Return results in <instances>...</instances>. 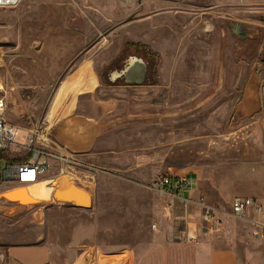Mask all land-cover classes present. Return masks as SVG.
<instances>
[{
    "label": "rangeland",
    "instance_id": "obj_1",
    "mask_svg": "<svg viewBox=\"0 0 264 264\" xmlns=\"http://www.w3.org/2000/svg\"><path fill=\"white\" fill-rule=\"evenodd\" d=\"M230 20L258 33L237 36ZM128 41L161 56L143 84L112 79L136 54ZM0 53L4 115L14 125H54L81 95L99 114L100 100L118 103L111 149L93 158L95 188L68 182L92 201L53 200L59 181L50 177L37 184L45 188L22 190L38 193L29 205L0 197V250L3 239L64 245L81 231L87 264H264V238L248 222L225 215L222 230L205 235L195 203L197 240L176 238L174 201L156 188L162 174L183 175L198 179L195 201L229 211L235 196H249L264 207L263 115L237 112L244 85L258 82L264 92V0H21L0 9ZM17 151L0 154L1 172L22 158ZM2 186L13 185L0 183V196Z\"/></svg>",
    "mask_w": 264,
    "mask_h": 264
},
{
    "label": "built area",
    "instance_id": "obj_2",
    "mask_svg": "<svg viewBox=\"0 0 264 264\" xmlns=\"http://www.w3.org/2000/svg\"><path fill=\"white\" fill-rule=\"evenodd\" d=\"M20 2L21 0H0V9L16 7ZM1 65L2 54L0 53ZM2 91L3 85L0 79V154H5L11 148L18 149L17 152L22 151L23 154L20 160L10 161L0 173V183L13 186L28 185L36 184L46 177L67 176L69 181L80 178L89 185L95 184L96 177L100 173V166L88 160L82 153L56 144L51 138L48 123L20 127L7 121L4 115L5 98L1 95ZM261 125L264 143V115ZM29 174L31 178L25 179ZM188 184L192 186L194 180L183 175L165 173L159 176L156 188L161 193L174 196ZM194 203L200 208L201 231L205 235L212 236L220 232L225 215H231L248 222L254 236L264 238V207L253 198L235 196L229 211L209 204L203 198ZM189 215L192 217L191 214ZM198 235L199 230L193 225V220L185 219L180 233L181 239L193 242L197 240ZM2 258H4V252L0 250V260Z\"/></svg>",
    "mask_w": 264,
    "mask_h": 264
},
{
    "label": "crops",
    "instance_id": "obj_3",
    "mask_svg": "<svg viewBox=\"0 0 264 264\" xmlns=\"http://www.w3.org/2000/svg\"><path fill=\"white\" fill-rule=\"evenodd\" d=\"M149 75L147 62L146 81ZM83 96L81 95L79 105L75 110H70L71 112L57 118L54 125H50V134L51 138L59 146L82 153L88 160L100 166V163L94 160V156L100 161V152L111 149L113 143V131L111 128L114 122L109 119V114L113 112L118 103L112 99L100 100L98 104V108L100 109L99 114V112H93L81 105V98ZM237 112L244 117L259 114L264 115V92L261 90L258 82H249L244 85L242 97L237 106ZM13 161L17 160L14 159ZM192 180H194V184L198 181V179L193 178ZM76 181L81 182L82 185L92 190L96 186L97 179L93 185L85 183L80 178L76 179ZM194 184L192 186L190 184L184 186L177 195L171 196L174 201L173 213L182 222L181 224L179 223L175 230L174 236L176 238H181L180 233L185 219L189 218L193 220L189 215L191 214L189 208L196 202L193 199L196 194L193 188ZM32 185L34 184H28L26 186L30 187ZM10 191L8 189L6 192ZM87 191L89 192V190ZM22 202L24 204H30L26 200ZM6 204L14 205L15 203L7 202ZM34 216L38 220V223L42 225L41 223L44 222V212L42 213L41 210L37 209ZM80 235L81 231L76 232V238H73L72 241L64 245L45 240V238L43 241L34 244L17 242L12 238L10 240L3 239L1 245L4 247V258L0 260V264H87L90 260V245L85 244L83 242L85 238L80 237ZM92 252L91 259L92 261H96L97 254L99 253L98 248H94ZM96 264H98L97 261Z\"/></svg>",
    "mask_w": 264,
    "mask_h": 264
},
{
    "label": "water",
    "instance_id": "obj_4",
    "mask_svg": "<svg viewBox=\"0 0 264 264\" xmlns=\"http://www.w3.org/2000/svg\"><path fill=\"white\" fill-rule=\"evenodd\" d=\"M229 25L232 31L240 37H246L250 33H258L257 27L245 22L230 20ZM118 77H122L127 84L145 83L147 78L146 60L142 56L136 54L131 55L123 68H121L120 70H114L112 72L113 80ZM26 187V185H17L14 186L13 190L10 192H2L0 196L1 200L4 202H12L20 206L29 205L22 202L25 201V196L23 195L22 190ZM54 200L62 202H72L78 205H85L89 204L92 201V197L90 194H88V191L86 189L80 187L77 184L67 182L64 186L62 184H59L55 188Z\"/></svg>",
    "mask_w": 264,
    "mask_h": 264
},
{
    "label": "trees",
    "instance_id": "obj_5",
    "mask_svg": "<svg viewBox=\"0 0 264 264\" xmlns=\"http://www.w3.org/2000/svg\"><path fill=\"white\" fill-rule=\"evenodd\" d=\"M128 47L133 48L136 54H140L149 66V74L158 66L160 63V55L151 49V47L146 43L128 41Z\"/></svg>",
    "mask_w": 264,
    "mask_h": 264
},
{
    "label": "bare ground",
    "instance_id": "obj_6",
    "mask_svg": "<svg viewBox=\"0 0 264 264\" xmlns=\"http://www.w3.org/2000/svg\"><path fill=\"white\" fill-rule=\"evenodd\" d=\"M77 84V83H76ZM74 87V86H73ZM77 87V86H76ZM81 87V86H80ZM53 112H55V111H53ZM52 112V113H53ZM52 115V114H51ZM54 118V117H53ZM47 178V177H46ZM45 178V179H46ZM50 179H52L53 181L52 182H57V181H59V184H62L63 186L67 183V182H70V181H67V180H69V178L67 177V176H59V177H55V178H52V177H50ZM41 182V181H40ZM40 182H38V183H40ZM38 183H36V184H34V185H32V186H30L31 187V189L32 190H38L40 187H43V188H45L46 187V185L45 184H40V185H37ZM58 184V185H59ZM2 187H4L3 189L5 190V192L8 190V189H10V188H13L14 186H2ZM30 187H26L25 189H29ZM55 190V189H54ZM49 193V192H48ZM36 194L38 195V193H36V191H32V192H29V193H26V192H24L23 193V195L25 196V199H27V200H29V199H33L35 196H36ZM88 194H89V192H88ZM53 197H54V191H53ZM54 200V199H53Z\"/></svg>",
    "mask_w": 264,
    "mask_h": 264
},
{
    "label": "flooded vegetation",
    "instance_id": "obj_7",
    "mask_svg": "<svg viewBox=\"0 0 264 264\" xmlns=\"http://www.w3.org/2000/svg\"><path fill=\"white\" fill-rule=\"evenodd\" d=\"M122 68H123V67H122ZM120 69H121V68H120ZM117 80H118V81H122L123 78H122V77H118ZM117 80H115V82H116Z\"/></svg>",
    "mask_w": 264,
    "mask_h": 264
},
{
    "label": "snow or ice",
    "instance_id": "obj_8",
    "mask_svg": "<svg viewBox=\"0 0 264 264\" xmlns=\"http://www.w3.org/2000/svg\"><path fill=\"white\" fill-rule=\"evenodd\" d=\"M30 178H31V174L25 177V179H30Z\"/></svg>",
    "mask_w": 264,
    "mask_h": 264
}]
</instances>
